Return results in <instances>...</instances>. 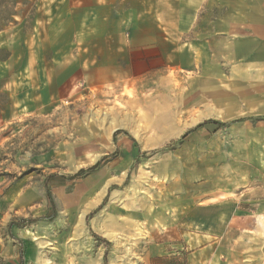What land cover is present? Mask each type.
<instances>
[{
    "label": "rangeland",
    "instance_id": "obj_1",
    "mask_svg": "<svg viewBox=\"0 0 264 264\" xmlns=\"http://www.w3.org/2000/svg\"><path fill=\"white\" fill-rule=\"evenodd\" d=\"M200 2L0 0V264H264V148L191 110Z\"/></svg>",
    "mask_w": 264,
    "mask_h": 264
},
{
    "label": "crops",
    "instance_id": "obj_2",
    "mask_svg": "<svg viewBox=\"0 0 264 264\" xmlns=\"http://www.w3.org/2000/svg\"><path fill=\"white\" fill-rule=\"evenodd\" d=\"M190 31L191 68L217 67L226 71L221 76L205 77V83H212L213 87L201 93L191 110L201 111L199 121L222 122L224 142L236 151L233 157L244 159L238 162L263 163L264 0L196 3L190 16ZM179 40V43L175 40V45H182ZM177 45L175 50H181ZM200 83L204 80L200 79ZM251 178L257 180L256 176ZM242 180L245 178H238L240 187L246 185ZM80 214L83 218L81 224L77 220V226L82 228L85 210Z\"/></svg>",
    "mask_w": 264,
    "mask_h": 264
},
{
    "label": "bare ground",
    "instance_id": "obj_3",
    "mask_svg": "<svg viewBox=\"0 0 264 264\" xmlns=\"http://www.w3.org/2000/svg\"><path fill=\"white\" fill-rule=\"evenodd\" d=\"M109 126H110L109 129H110V130H113V129H115L116 127L124 126V124H121L120 122H114V123H111ZM82 218H83V214H80V215H79V218H78V220H80V221H79L80 224H81V222H82V221H81Z\"/></svg>",
    "mask_w": 264,
    "mask_h": 264
},
{
    "label": "trees",
    "instance_id": "obj_4",
    "mask_svg": "<svg viewBox=\"0 0 264 264\" xmlns=\"http://www.w3.org/2000/svg\"><path fill=\"white\" fill-rule=\"evenodd\" d=\"M96 165H97V163H95L94 165H92L90 168H93ZM80 171H82V170H80ZM19 254H20V263L19 264H22L23 263V250H22V247H20V249H19Z\"/></svg>",
    "mask_w": 264,
    "mask_h": 264
}]
</instances>
